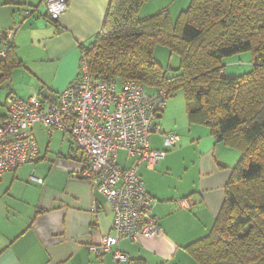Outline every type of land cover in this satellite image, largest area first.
I'll use <instances>...</instances> for the list:
<instances>
[{
  "label": "crops",
  "instance_id": "crops-1",
  "mask_svg": "<svg viewBox=\"0 0 264 264\" xmlns=\"http://www.w3.org/2000/svg\"><path fill=\"white\" fill-rule=\"evenodd\" d=\"M108 3L69 0L66 12L53 22L46 17L43 0H0V32L12 31L11 42L21 63L0 86V126L8 116L9 94L53 103L76 80L80 47L94 42ZM189 3L145 0L138 16L166 9L174 19ZM225 74L229 75L227 69ZM41 91L47 97L42 98ZM189 126L184 131L176 128L181 134L173 132L180 140L172 149L164 147L163 133L168 130L161 125V132L150 137V148L165 155L152 168L140 164L138 173L162 233L136 243L123 239L112 248L134 264H197L185 247L208 234L223 203L239 152L213 138L208 128ZM32 132L38 159L4 173L0 181V264H114L111 252L99 257L90 250L103 235L114 234L113 213L97 188L75 176L83 166L82 153L78 161L70 155L77 147L68 134L69 153L48 163V143L40 144L48 133L40 124ZM120 152L122 167H128L126 153ZM36 176L42 183L32 179Z\"/></svg>",
  "mask_w": 264,
  "mask_h": 264
},
{
  "label": "trees",
  "instance_id": "trees-1",
  "mask_svg": "<svg viewBox=\"0 0 264 264\" xmlns=\"http://www.w3.org/2000/svg\"><path fill=\"white\" fill-rule=\"evenodd\" d=\"M144 1L109 0L81 60L95 77L133 80L149 93L181 90L189 125L239 152L213 226L185 250L197 264H264V0H190L174 19L166 9L139 18ZM157 46L177 56L174 75L155 60ZM5 50L0 86L21 65L11 40ZM244 52L251 70L225 74L222 60Z\"/></svg>",
  "mask_w": 264,
  "mask_h": 264
},
{
  "label": "built area",
  "instance_id": "built-area-1",
  "mask_svg": "<svg viewBox=\"0 0 264 264\" xmlns=\"http://www.w3.org/2000/svg\"><path fill=\"white\" fill-rule=\"evenodd\" d=\"M43 4L48 19L57 21L66 12L68 0H43ZM11 37V30L0 37V58L5 57ZM168 97L163 88L149 93L133 80L95 77L83 60L76 80L58 94L56 102L42 103L37 96L23 100L10 94L5 100L8 116L0 126V181L4 173L38 159L32 132L35 124L48 134H69L83 157L76 176L97 188L113 213L114 234L103 235L90 250L99 257L111 252L114 264H134L112 248L123 239L136 243L162 233L138 169L142 163L152 168L164 158V152L150 148V137L161 132L158 119ZM179 140L175 133H163L167 148L175 147ZM120 151L126 153L128 167L118 164ZM32 179L43 181L37 176Z\"/></svg>",
  "mask_w": 264,
  "mask_h": 264
},
{
  "label": "rangeland",
  "instance_id": "rangeland-1",
  "mask_svg": "<svg viewBox=\"0 0 264 264\" xmlns=\"http://www.w3.org/2000/svg\"><path fill=\"white\" fill-rule=\"evenodd\" d=\"M154 58L163 67L168 76L175 74V70L178 68V58L176 55H170V52L167 48L157 46L154 51ZM222 64L224 65L225 69H227V73L229 74V76L245 74L252 68L251 54L249 52H244L224 58L222 60ZM159 123L164 130H168L166 131V133H173L174 131H177L176 128L184 131L185 129H188V127H190L186 114V103L181 90H177L169 95L163 113L161 114V117L159 119ZM178 131L177 132L181 134V131ZM63 135H65V139ZM42 141H46L48 143V155L46 158V160H48V163L56 160L60 155H67L71 146L70 143H72L68 134L60 131H55L51 133V135L48 134L45 138L42 137L40 140V144L42 143ZM43 145L44 144L40 145L42 149H44ZM165 148L172 149L167 147ZM74 150L76 151V155H74ZM74 150L70 155L75 156L78 161L80 159L81 152L78 149L76 150V148H74ZM123 154V152H120L119 154L121 166H125L121 161V156H123Z\"/></svg>",
  "mask_w": 264,
  "mask_h": 264
}]
</instances>
